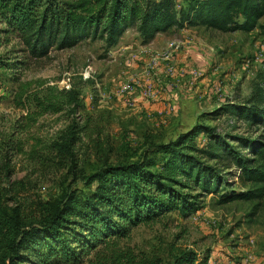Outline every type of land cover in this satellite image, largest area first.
Instances as JSON below:
<instances>
[{"label":"trees","instance_id":"1","mask_svg":"<svg viewBox=\"0 0 264 264\" xmlns=\"http://www.w3.org/2000/svg\"><path fill=\"white\" fill-rule=\"evenodd\" d=\"M263 14L264 0H183L178 7L175 0H0V46L16 38L25 57L36 58L52 46L68 47L87 37L101 39L108 49L132 24L140 43L183 26L223 32L259 27L264 33L259 23ZM23 61L0 52V68L19 67ZM17 83L15 103L25 110L0 135V264H163L158 256L119 246V239L132 227L171 211L190 215L202 206L204 194H216L218 203L252 201L250 215L264 201L263 81L254 83L244 99L224 102L213 112L260 128L256 135L220 132L197 122L171 139L147 135L136 159L113 163L104 158L86 174H76L74 168L72 147L83 126L72 121L53 145L69 155L74 178L93 183L92 188L79 193L66 185L51 199L9 203L22 189L19 179L10 181L9 157L23 149L16 134L43 113L64 107L74 112L80 105L79 89L72 82L68 87L38 78ZM30 101L31 108L25 103ZM229 168L236 172L241 190H224L228 182L222 173ZM173 250L166 264H194L192 248Z\"/></svg>","mask_w":264,"mask_h":264},{"label":"rangeland","instance_id":"2","mask_svg":"<svg viewBox=\"0 0 264 264\" xmlns=\"http://www.w3.org/2000/svg\"><path fill=\"white\" fill-rule=\"evenodd\" d=\"M175 1L177 7L183 2ZM259 23L264 26V14ZM184 27L187 29L182 33H170L168 38L148 46L140 43L132 24L108 49L101 39L83 37L68 47L52 46L46 55L36 58L25 57L16 38L0 46V52L7 56L24 59L19 67L0 68V135L9 131L12 120L25 110L15 103L17 81L38 78L58 87H68L72 82L80 97L74 112L64 107L55 113H43L16 134L23 149L9 157L10 181L19 179L22 189L8 202L51 199L66 185L79 193L92 188L93 183L74 178L69 155L57 152L53 145L61 140L72 121L83 126L72 147L76 174L91 172L104 158L113 163L134 160L146 146L145 136L160 141L171 139L197 122L214 125L220 132H260V128L253 130L241 120L213 112L224 102L244 99L254 83L264 81V33L259 27L248 32H223L200 25ZM164 52H168V57L160 59ZM177 52L185 54L186 59L196 52L202 60L174 62L172 55ZM155 55L159 57L154 67L156 87H163L166 78L177 77L192 83L205 76L208 81L204 94L187 103L185 97L178 98L175 104H168V111L158 112H143L142 102L150 101L140 100L137 93L133 92L132 98L127 93L119 94V86L139 77ZM122 59L133 60L134 67L122 65ZM166 64L174 67L170 76L164 75ZM87 66L91 77L86 78L91 82L82 81L85 78L81 73ZM25 103L32 107L31 101ZM222 178L228 182L225 191L243 188L232 168L226 169ZM216 199V194H204L202 206L186 217L171 211L157 221L138 224L127 237L119 239L118 245L144 256H158L163 264L170 262L174 248H192L194 264H236L243 257H247L248 264H264V201L250 215L252 201L218 203Z\"/></svg>","mask_w":264,"mask_h":264},{"label":"crops","instance_id":"3","mask_svg":"<svg viewBox=\"0 0 264 264\" xmlns=\"http://www.w3.org/2000/svg\"><path fill=\"white\" fill-rule=\"evenodd\" d=\"M195 27H199V26H195ZM186 29L187 27L183 26L177 29H169L166 31L157 32L153 36L151 41L146 43L145 45H148V46L153 45L156 42H159L160 39L165 38L170 33H174V32L182 33V31H185ZM172 57H173V61L178 62V63L179 62L182 63V61H185V60L189 63H192L193 60L194 61H197L199 59L202 60V55L197 54L196 52H193V55H191L190 58H187V59L185 58V54H182L181 52L173 53ZM121 62H122V65L124 63L125 66H127V68L134 67L135 65V62H133V60L126 62V61H123L122 59ZM206 79L207 78L204 76L197 80H194V82L192 83H188L186 79H182V78H177V77H173L170 79L166 78V80L162 82L163 87H160L162 89H160V92L157 95L154 102L153 101L146 102V103L142 102L141 105L143 108L141 110L143 112L166 111L167 106L170 102L174 103L175 101H177L178 98H181V97H185L183 99L187 103L189 100H192L194 96L196 97V96H201L204 94V91H206V85H207L206 81H208V79L207 80ZM193 83H194V86L192 87L191 85H193ZM171 85H174L175 87H172Z\"/></svg>","mask_w":264,"mask_h":264},{"label":"built area","instance_id":"4","mask_svg":"<svg viewBox=\"0 0 264 264\" xmlns=\"http://www.w3.org/2000/svg\"><path fill=\"white\" fill-rule=\"evenodd\" d=\"M171 43H169V46ZM168 57V52H164V54L161 56L160 59H164ZM159 60L158 56H152L150 60L147 62V66L143 69V72L141 75H138L139 77L132 78L130 81L124 82L119 86L118 93H127L129 98H132V93H137L140 100L143 101H152L155 100L157 95L160 92V88L156 87L154 82V77L156 72L157 62ZM91 69L88 68V66L84 69V71L81 73L83 78L91 77L90 74ZM164 75L170 76L174 72V67L172 64H166L164 69ZM157 79V78H156ZM159 86V84H158ZM134 94V95H137ZM236 264H248L247 257H243Z\"/></svg>","mask_w":264,"mask_h":264}]
</instances>
